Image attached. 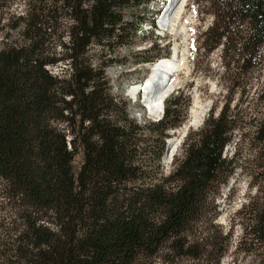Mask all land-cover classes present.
Returning <instances> with one entry per match:
<instances>
[{"label": "trees", "instance_id": "1", "mask_svg": "<svg viewBox=\"0 0 264 264\" xmlns=\"http://www.w3.org/2000/svg\"><path fill=\"white\" fill-rule=\"evenodd\" d=\"M23 1L19 38L0 46V264H219L228 236L214 222L215 200L234 169L223 152L240 127L235 115L211 110L166 173L165 140L190 98L169 95L152 121L110 94L105 70L152 0ZM213 14L221 34L229 18L244 24L241 50L260 54L264 0H219ZM147 20L155 26L153 14ZM151 47L141 62L160 58ZM253 139L264 157V113ZM247 219L242 239L264 249V193Z\"/></svg>", "mask_w": 264, "mask_h": 264}, {"label": "rangeland", "instance_id": "2", "mask_svg": "<svg viewBox=\"0 0 264 264\" xmlns=\"http://www.w3.org/2000/svg\"><path fill=\"white\" fill-rule=\"evenodd\" d=\"M23 0H11L0 8V46L6 38L16 40L19 38L18 29H14L17 16L25 12ZM177 3V4H176ZM209 4L204 0H188L187 6L175 2L172 12L177 9L180 17L176 18L174 12L169 18L174 21V30L169 27L164 31L151 33L147 20L162 0H154L147 4L145 17L140 23L136 35L129 43L116 48L114 55L116 62L105 70L109 80L110 94L122 95L132 106L130 114L136 119L142 118V112L137 104L142 106L140 100L133 101L130 90L149 73L150 62H141L144 56L153 55L151 44L161 48L160 58L168 57L179 44L186 52V64L182 67L175 83L174 90L169 95H185L191 100L183 116L182 123L175 129L169 130L170 137L166 139V148L172 159L166 155L161 160L164 172L172 168L174 157L183 154L184 137L178 139L176 145L170 147V138L178 136L179 129L188 119L190 108L195 101L204 110L207 118L212 110L215 116L222 106L228 105V110L235 115L240 126L233 132L232 141L224 148L223 155L233 161V173L227 184L222 185L215 203L218 204L219 214L215 219L217 229L222 235L228 236V248L220 259L219 264H264V249L258 248L251 241L242 239L248 224V213L252 208L260 205L264 193V157L257 142L253 139L256 122L264 113V46L259 55L250 57L240 48V37L244 24L232 21L224 34L222 30L215 29L216 17L213 14L219 0ZM176 4V6H175ZM176 8H175V7ZM171 12V13H172ZM178 14V15H179ZM156 19L157 16H153ZM155 20V24H156ZM221 19L218 20V25ZM182 25L185 29H182ZM176 27V28H175ZM211 28L213 31L205 32ZM241 29V30H240ZM158 33L162 38L159 40ZM158 37V39H157ZM216 40L218 43L215 45ZM167 45L169 46L167 50ZM100 46H91V55L100 54ZM147 51L142 53L143 51ZM159 59V58H158ZM67 66L60 64L52 68L54 73H60ZM177 82V83H176ZM178 92V93H177ZM168 95V96H169ZM204 108V109H203ZM145 110V109H144ZM144 117L152 121L154 117L146 110ZM158 117H155L156 119ZM203 119V120H204ZM203 121L188 131H196ZM82 159L81 153L75 154L72 161L73 171L76 172Z\"/></svg>", "mask_w": 264, "mask_h": 264}, {"label": "bare ground", "instance_id": "3", "mask_svg": "<svg viewBox=\"0 0 264 264\" xmlns=\"http://www.w3.org/2000/svg\"><path fill=\"white\" fill-rule=\"evenodd\" d=\"M174 1H169L166 2V4H168V8L167 11L169 10V8H171L170 13L168 14V12H165L164 15V19L168 17V27L171 30H174V24L170 23L169 18L171 17V15L177 11V9H175L173 12V5H174ZM177 4V3H176ZM175 4V6H176ZM174 6V7H175ZM176 8V7H175ZM179 11V10H178ZM177 11L176 13V18L178 17L179 12ZM172 12V13H171ZM164 23V22H163ZM176 28V27H175ZM182 29H185V26L182 25ZM156 65L152 68V78L149 79L150 82L153 81V79H160V73L162 72H166L168 70H175L176 68L182 69V67L185 66L186 64V52L185 50L178 44L175 49L172 51V53L170 54V56L168 57H162L159 58L155 61ZM175 85V83L173 82V80L169 83V88H173V86ZM137 87L136 85L133 86V88L130 90L131 94L133 95L134 92L136 91ZM163 96H154V97H149V93H147L146 99L144 102H146L147 108L150 111V114L152 115V117H160L161 112H162V108H164V99H162ZM200 107L198 106V102L195 101L193 103V105L190 108V114H189V119L179 128L177 129V134L178 136L176 138H170V147H174L179 139L184 137V133L187 132L189 130L190 127L199 125L205 116V111L201 110L199 111ZM204 109V108H203ZM169 152V151H168ZM174 153V150H172L171 154L168 155L169 157H171ZM168 160L170 158H167Z\"/></svg>", "mask_w": 264, "mask_h": 264}, {"label": "water", "instance_id": "4", "mask_svg": "<svg viewBox=\"0 0 264 264\" xmlns=\"http://www.w3.org/2000/svg\"><path fill=\"white\" fill-rule=\"evenodd\" d=\"M161 117H162V116L160 115V117H158V118H156V119L153 118V120H158V119H160ZM187 132H188V131H187ZM187 132L184 133V137L186 136ZM166 147H167V146H166ZM165 151H166V155L169 154V152H168V151H169L168 148H166ZM171 159H172V157L170 158V160H171Z\"/></svg>", "mask_w": 264, "mask_h": 264}]
</instances>
